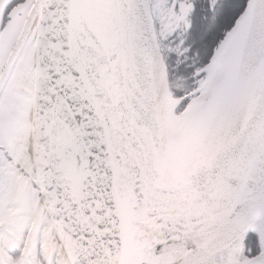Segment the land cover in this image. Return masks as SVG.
<instances>
[{
	"label": "water",
	"instance_id": "95a60500",
	"mask_svg": "<svg viewBox=\"0 0 264 264\" xmlns=\"http://www.w3.org/2000/svg\"><path fill=\"white\" fill-rule=\"evenodd\" d=\"M12 1L0 93L30 46L32 88L2 100L0 135L66 264H264V0H247L184 98L151 0H34L2 34Z\"/></svg>",
	"mask_w": 264,
	"mask_h": 264
},
{
	"label": "flooded vegetation",
	"instance_id": "af4514ba",
	"mask_svg": "<svg viewBox=\"0 0 264 264\" xmlns=\"http://www.w3.org/2000/svg\"><path fill=\"white\" fill-rule=\"evenodd\" d=\"M33 1L13 0L9 4L2 34L16 14L27 12ZM246 3L247 0H151L175 97H187L197 88L203 76L201 70ZM14 11L16 14L10 18ZM32 51V46L28 47L17 60L7 84L1 89L0 105L13 88H32V76L24 68ZM7 58L8 54L0 53V79ZM15 93L19 94L16 90ZM188 101L182 102L180 110ZM37 196L35 179L28 166L0 135V264H66L50 234L47 219L36 218Z\"/></svg>",
	"mask_w": 264,
	"mask_h": 264
},
{
	"label": "trees",
	"instance_id": "16d2710c",
	"mask_svg": "<svg viewBox=\"0 0 264 264\" xmlns=\"http://www.w3.org/2000/svg\"><path fill=\"white\" fill-rule=\"evenodd\" d=\"M248 246L251 247L253 249V251H255V249H256V240H255V238L253 236H250L249 241H248Z\"/></svg>",
	"mask_w": 264,
	"mask_h": 264
}]
</instances>
